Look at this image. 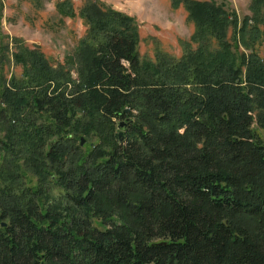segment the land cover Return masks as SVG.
<instances>
[{
	"label": "trees",
	"instance_id": "obj_1",
	"mask_svg": "<svg viewBox=\"0 0 264 264\" xmlns=\"http://www.w3.org/2000/svg\"><path fill=\"white\" fill-rule=\"evenodd\" d=\"M183 6L179 57L97 0L64 63L0 41V264H264V0Z\"/></svg>",
	"mask_w": 264,
	"mask_h": 264
},
{
	"label": "rangeland",
	"instance_id": "obj_2",
	"mask_svg": "<svg viewBox=\"0 0 264 264\" xmlns=\"http://www.w3.org/2000/svg\"><path fill=\"white\" fill-rule=\"evenodd\" d=\"M59 1L62 0H0V41L19 37L29 47L38 46L52 64L64 63L72 57L86 31L87 26L79 11L90 0H69L73 10L71 16L57 11ZM97 1L134 19L138 32L136 49L141 58L154 59L159 51L179 57L182 53L181 41H189L194 31L183 0ZM215 1L234 10L239 18L251 14V0ZM256 49L260 55H264V44L256 45ZM239 50L246 51L242 47ZM7 70L6 76L10 72L18 75L21 66L10 64ZM72 71L74 77L75 71ZM84 143H87L85 139ZM29 179L32 184L36 183V176L30 175Z\"/></svg>",
	"mask_w": 264,
	"mask_h": 264
},
{
	"label": "water",
	"instance_id": "obj_3",
	"mask_svg": "<svg viewBox=\"0 0 264 264\" xmlns=\"http://www.w3.org/2000/svg\"><path fill=\"white\" fill-rule=\"evenodd\" d=\"M118 126H119L120 128H121V127H124V126H125V121H120V122L118 123ZM122 135H123V133L120 131V132L118 133L119 138H122ZM83 142H84V139L81 138L80 143L83 144Z\"/></svg>",
	"mask_w": 264,
	"mask_h": 264
}]
</instances>
